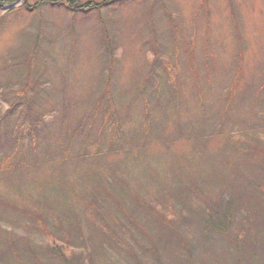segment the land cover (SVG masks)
Listing matches in <instances>:
<instances>
[{
    "label": "rangeland",
    "instance_id": "374dc122",
    "mask_svg": "<svg viewBox=\"0 0 264 264\" xmlns=\"http://www.w3.org/2000/svg\"><path fill=\"white\" fill-rule=\"evenodd\" d=\"M42 5L0 4L12 264H264V0Z\"/></svg>",
    "mask_w": 264,
    "mask_h": 264
},
{
    "label": "trees",
    "instance_id": "16d2710c",
    "mask_svg": "<svg viewBox=\"0 0 264 264\" xmlns=\"http://www.w3.org/2000/svg\"><path fill=\"white\" fill-rule=\"evenodd\" d=\"M18 0H0V4H13L14 2H16ZM133 1H137V0H103L101 2H96L93 0L90 1H85V2H81L80 0H37L35 3H30V0H24V8H26V10L30 11V12H35L37 9H40L41 6H43L42 4H47V5H51V6H65L66 8H68L69 10L75 12V13H80V12H92V11H98L101 12L104 8L107 7H111L117 4H123V3H127V2H133ZM13 10V8L11 9ZM2 100H4V98H2ZM2 124V122H1ZM0 124V126H1ZM10 138H12L14 140V135L11 134ZM37 160L34 161V163L38 164V158H36ZM24 161H22L21 158H16L14 160V163L12 164L13 166L10 167V171H15L16 168L18 169ZM5 163V164H3ZM1 165V170L2 172H4L5 170L8 169L7 167V162L4 160V162ZM59 202L61 203V200L65 202V199L62 198V196H59ZM57 199V200H58ZM1 202L4 204V199H0ZM40 218V217H39ZM44 221V220H43ZM218 222L220 223L221 228L225 227L226 225L224 224V222H227V220H224V218H219ZM48 224V222H47ZM30 246V243L27 242V247ZM57 245L52 244L50 247L51 249H53L54 252H56L65 263L68 262L69 264V259H72L74 256L71 255H67L66 252H68L69 250H71L72 253V247H69L67 245V247H60L61 249H59L58 247L56 248ZM31 247V246H30ZM29 252L25 251V249L21 244L18 243H12L10 241V239H6V237H2L1 238V244H0V259L3 262H9V263H14V262H19V263H23L25 255L28 254ZM37 254V253H36ZM28 257V256H27ZM67 257H69L68 261H67ZM34 258V252L31 253V256L28 258V260L33 259ZM38 258V255L35 257ZM67 261V262H66Z\"/></svg>",
    "mask_w": 264,
    "mask_h": 264
}]
</instances>
